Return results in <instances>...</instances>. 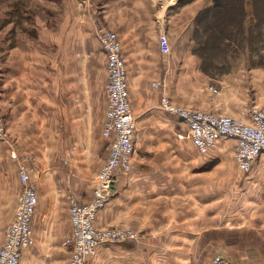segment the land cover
<instances>
[{
	"label": "crops",
	"instance_id": "crops-1",
	"mask_svg": "<svg viewBox=\"0 0 264 264\" xmlns=\"http://www.w3.org/2000/svg\"><path fill=\"white\" fill-rule=\"evenodd\" d=\"M134 1L99 3L110 6L117 32L127 37L162 35L164 43L157 39L149 57L139 46L127 68L137 125L134 168L115 175L112 194L95 225L131 229L136 239L99 246L85 264H211L217 254L231 264H264L258 241L239 246L224 236L237 234L239 239L251 233L264 241V209L247 204V198L264 197V153L242 173L233 161L234 140H220L199 154L190 141L178 138L186 131L182 121L159 108L164 95L179 107L247 122L252 109L264 112V65L245 57L231 59L225 69L206 74L190 46L188 71L181 40L184 5L173 8L177 0H172L167 13L163 2V10L156 12L159 0H136L145 24L131 28L127 13ZM76 2L63 1L61 34L34 17L32 39L19 43L16 38L0 50V116L15 155L34 169L38 195L34 245L23 251L20 264L68 263V198L81 204L90 200L95 175L108 154V140L102 136L107 73L98 66L96 74L94 62L103 51L88 40L87 16ZM124 14L128 24L115 17ZM135 26L142 31H134ZM200 74L204 89L199 87ZM20 191L17 160L0 142V242Z\"/></svg>",
	"mask_w": 264,
	"mask_h": 264
},
{
	"label": "built area",
	"instance_id": "built-area-1",
	"mask_svg": "<svg viewBox=\"0 0 264 264\" xmlns=\"http://www.w3.org/2000/svg\"><path fill=\"white\" fill-rule=\"evenodd\" d=\"M160 40L164 43V36ZM98 42L105 56L107 73V106L102 136L108 140V154L95 175L90 200L81 204L72 197L68 198L71 231L67 264H85L99 246L136 239V233L131 229L99 228L95 225L98 212L112 194L115 175L128 173L134 168V136L137 129L118 34L101 29ZM209 89L217 93L216 89ZM159 108L182 121L186 131L178 134V138L190 141L199 154H206L220 140H234L233 161L242 173H248L258 156L264 153V112L259 109H252L249 121L242 122L226 115L176 106L164 95L160 97ZM0 142L9 148L11 158L17 160L21 185L13 218L3 230L0 264H20L23 251L34 245L32 219L38 204L36 186L32 182L34 169L28 165L26 158L18 159L15 155L2 116ZM211 264L231 263L217 254Z\"/></svg>",
	"mask_w": 264,
	"mask_h": 264
},
{
	"label": "rangeland",
	"instance_id": "rangeland-1",
	"mask_svg": "<svg viewBox=\"0 0 264 264\" xmlns=\"http://www.w3.org/2000/svg\"><path fill=\"white\" fill-rule=\"evenodd\" d=\"M64 0H0V50L3 48L4 44H14L16 41V38L21 39L19 40V43H25L27 40L32 39L35 34V27L34 25V17L39 20H43L42 22H46L53 30L54 34H61V27L60 24L63 21V8L65 7L63 5ZM101 0H78L76 2V8L80 9L81 13H85L87 16V23H88V40L95 42L97 45L98 44V33L101 29L105 30H111L114 31L118 34V37L121 42L122 46V55L123 59L125 62L126 69L128 68L129 65H133L135 62V57L138 56L134 55V52L136 49L141 46V51L143 53V56L149 57L150 53L155 51L156 48V42L157 39L158 41L160 40L161 36L159 38L157 37H151V36H139V37H127L125 34H121L117 32V30L112 27L111 23V16H110V6H104L99 3ZM172 0H159V3H157L153 8L154 11L159 12L163 7V2H165V7L166 12L169 13L171 10L169 9L168 3L171 4ZM66 2V1H65ZM136 0L134 1V4L131 5V13L130 14V27L132 28L133 25L137 24L139 22V25L141 23L145 24L144 21L142 20L143 16V10L141 5H135ZM188 0H177L173 4V8L176 5L181 6L184 5L183 7V33L181 40L183 41V60L184 62L187 61L188 63L186 65V68L188 71L190 70V66L192 65L191 57H190V46H192V51L194 55L197 56L195 53L197 48H200V46L197 44V41L199 39L203 40L202 37V31L199 29H202V26L204 27V24L197 28L195 25V16L199 11L202 9L209 7L208 5L212 0H194L193 3H187ZM187 4V5H186ZM186 5V6H185ZM104 6V7H103ZM211 6V5H210ZM199 8L200 10L196 13L195 9ZM125 11L127 7L125 6ZM168 8V9H167ZM250 8L249 5H247V9ZM48 10V11H47ZM135 10H138V12H135ZM50 17V18H49ZM116 18L120 19V23L127 22V16L124 14V16H115ZM46 20V21H45ZM139 26V27H140ZM139 27L135 26V30H138ZM139 32L142 30L139 29ZM136 31V32H138ZM238 36V34H235ZM3 44V46H2ZM231 54H235L233 59L236 60H243L244 57L245 59L247 58V61L249 63L257 61L256 56L253 55L250 52H246L245 56L243 53L239 51V48L236 49V45H233ZM263 49L259 51V55L262 56V60L264 61V45L262 47ZM102 51V50H101ZM4 55V54H3ZM2 56V53L0 54V57ZM201 63L200 57H198ZM94 62L96 63V74L100 75V67H105V56L103 52L101 54H97L96 58L94 59ZM194 66V65H193ZM204 72V71H203ZM207 74V72H204ZM209 74V73H208ZM204 79V78H203ZM205 83L202 80L201 74H200V79H199V87L200 89H204ZM203 94L200 92V95ZM262 111V110H261ZM216 114V113H215ZM222 115V114H220ZM233 118V117H232ZM239 178V177H238ZM247 204L248 206H259L260 208L264 209V197H251L247 198ZM223 235V234H219ZM228 240V242H237L236 244H239V246H244L248 244V242L253 243L256 241V244H260L264 248V241H260L257 237L254 236V234L249 233L248 236L239 238L237 237V234H225L224 235ZM222 240L221 236L220 238L216 237V240ZM258 241V243H257ZM243 259L246 260V256L242 257ZM252 264V263H248ZM255 264V263H254Z\"/></svg>",
	"mask_w": 264,
	"mask_h": 264
},
{
	"label": "trees",
	"instance_id": "trees-1",
	"mask_svg": "<svg viewBox=\"0 0 264 264\" xmlns=\"http://www.w3.org/2000/svg\"><path fill=\"white\" fill-rule=\"evenodd\" d=\"M194 21L198 29L204 24L199 30L205 38L197 41L200 48L195 52L202 71L225 69L236 54H231L233 45L243 54L248 51L255 55L258 59L252 64L264 65L259 55L264 45V0H212Z\"/></svg>",
	"mask_w": 264,
	"mask_h": 264
}]
</instances>
